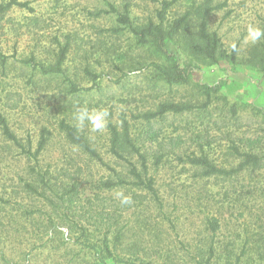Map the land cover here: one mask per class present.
Wrapping results in <instances>:
<instances>
[{
    "label": "rangeland",
    "instance_id": "rangeland-1",
    "mask_svg": "<svg viewBox=\"0 0 264 264\" xmlns=\"http://www.w3.org/2000/svg\"><path fill=\"white\" fill-rule=\"evenodd\" d=\"M10 1L0 0V6ZM17 1L26 6L0 16V113L25 144L32 140L33 153L44 128L52 136L37 162L0 130V264H96L86 256L91 251L83 230L97 246L106 234L123 231V244L112 249L137 264H204L211 247L212 264H235L246 245L239 264H264V169L217 180L202 178L201 170L180 161L201 155V145L226 170L239 164L233 146L264 158V71L251 53L262 40H246L249 25L264 28V0H213L212 5L224 7L210 16V32L218 34L228 58L218 65L196 58L192 34L179 35L167 51L182 66L199 68L189 82L173 85L157 79L151 66L170 70L173 59L152 44H139L119 15L128 14L136 29L162 19L169 27L206 0H178L163 16L164 0ZM67 44L63 75H44L22 62L35 58L37 64L54 66ZM87 68L100 75L98 88L72 93L71 83L78 89L94 85ZM202 84L221 86L206 108ZM164 103L196 108L145 120ZM83 107L108 109V125L121 132L123 120L128 122L156 179L161 205L132 185L105 188L119 177L132 180L127 164L111 153L108 125L103 132L91 131L87 121L78 125L75 114ZM63 118L85 134L104 165L68 144L58 128ZM124 149L121 154L141 169L138 156ZM36 172L53 187L43 191ZM119 192L133 203L122 205ZM214 219L217 232L210 226ZM134 248L140 258L132 257Z\"/></svg>",
    "mask_w": 264,
    "mask_h": 264
},
{
    "label": "trees",
    "instance_id": "trees-1",
    "mask_svg": "<svg viewBox=\"0 0 264 264\" xmlns=\"http://www.w3.org/2000/svg\"><path fill=\"white\" fill-rule=\"evenodd\" d=\"M178 0H164L163 11L159 12L160 16H163L164 12H166L171 6H173ZM213 0H206L204 3L199 5H192L185 14H183L180 18L175 20L169 27H164L163 19L160 24H154L150 22L146 27L142 29L133 28V25L129 19V15H119V23L128 26L130 30L134 33V35L139 40V44H152L157 47L164 55L169 56L171 60L173 59L172 68L167 70L165 67L157 63H152V67L157 72V79H165L170 85L173 84H185L190 81V77L198 70L199 67H193L190 64L181 65L180 61L174 59V55L170 54L167 51L168 44L174 42L175 39L179 35L192 34V54L197 58L198 56L202 57L205 62H209V64L218 65L222 60L228 58L227 53L222 51L221 39L217 33H211L209 24H210V16L212 13L221 10L223 5H212ZM17 6L24 8L26 5L19 3L17 0H11L7 6H0V16L7 13L12 7ZM113 12L115 11L112 8ZM69 49V44L62 47L59 53V57L57 63L54 66H45L36 63L35 58H31L29 61H22L24 64H29L35 70H40V72L44 75H63L64 74V63L66 60V54ZM254 56L255 60L258 64L262 66L264 71V39L258 45L257 48H254L251 52ZM234 54L229 58H234ZM4 63H6V57H2ZM174 68V71H173ZM86 74L92 78L93 86L88 89H78L75 83H71V92L78 93L81 90L90 91L98 88V80L100 75H96L87 68ZM203 89V93L206 96V103L202 106L204 108L208 107L210 101L212 99V94L218 92L221 89L220 85L210 86L207 84L200 85ZM195 106L192 104H177V103H164L162 104L158 111L145 114L144 118L149 123L152 120L161 119L167 114H175L180 115L184 113H191L195 110ZM124 128L121 132L116 125L112 122L109 123L108 128L110 131V143H111V153L112 155L119 160L124 161L128 167V177L132 180L131 182L123 180L121 177L118 178L117 182L109 181L105 183V188L113 189L119 186L132 185L136 189L141 191H145L147 194L151 195L152 198L161 205V195L159 193V189L157 188V182L153 175H150V167L148 165V159L145 155H143L140 151V147L137 145L138 143L132 139L129 134V126L128 122L124 119ZM58 128L61 133L64 135L66 141L70 146H74L79 148L85 155H87L92 160H95L99 164L104 165L105 162L97 149L91 143V141L83 134L76 125L70 123L67 119L63 118L58 123ZM0 130L2 136L10 143H12L15 147L21 150L23 156H25L29 160H34L39 162V157L47 148L49 141L51 140L52 133L49 129L44 128L40 133V138L37 144V149L35 152H32V140H30L27 144H25L11 129L9 126L7 119L0 113ZM130 148L131 153L133 155L138 156L141 161V169L133 162H131L128 158H125L124 155L121 154L122 150ZM201 155H188L185 159L180 158L181 162L185 164H191L192 166L197 167L202 171L201 177L207 179L216 178H235L240 173L245 171H257L264 169V158L259 154H255L254 152H240V150L233 146V152L235 157L239 160V164L237 168H233L231 170H226L224 167H220L214 161H212L208 155L204 152V146H200ZM160 160L158 159L155 163L158 165ZM35 178L38 179L39 185H41V189L47 191L53 187L51 179H46V176L40 175V173L36 172ZM33 186V185H30ZM27 187L29 185L27 184ZM30 188V187H29ZM75 188V187H74ZM31 189L35 190L34 187ZM39 187H36V190ZM76 190V188H75ZM213 232H217L219 229V222L217 219H214L213 222L210 223ZM86 234V235H85ZM82 236L86 238L87 248L91 251V254L86 256H91L96 264H107L108 260H113L114 264H137L136 261L132 260L131 257L129 259L122 258V255H117L113 249L121 246L124 242L125 234L123 231L116 230L112 233V236L109 237L108 234L102 238L100 246H97L92 243V240L89 239L86 231H82ZM113 248V249H112ZM261 249H257L259 252ZM133 251H136L134 248ZM210 254V255H209ZM247 254V245L243 250L242 254L238 256L235 264H239L242 260V257ZM134 258H140L139 253L136 251L132 255ZM215 257V249L213 247L210 248V252L208 253V258L204 261V264H212V260ZM78 256L73 259V261H77ZM231 258V256H228ZM72 261V262H73ZM138 264H154V262L146 261Z\"/></svg>",
    "mask_w": 264,
    "mask_h": 264
},
{
    "label": "clouds",
    "instance_id": "clouds-1",
    "mask_svg": "<svg viewBox=\"0 0 264 264\" xmlns=\"http://www.w3.org/2000/svg\"><path fill=\"white\" fill-rule=\"evenodd\" d=\"M264 39V28L259 26L249 25L247 28L246 40L251 44H256L257 42ZM232 48L235 50V43L232 44ZM110 113L106 108H98L89 110L87 107L78 109L75 114V119L78 125L83 126L85 122L90 126V130L93 132H103L108 125V117ZM117 198L120 199L122 205H130L133 203L130 195H125L123 192L116 194Z\"/></svg>",
    "mask_w": 264,
    "mask_h": 264
}]
</instances>
